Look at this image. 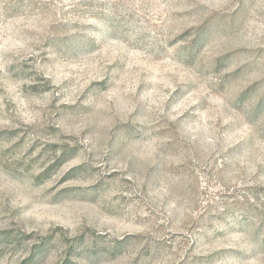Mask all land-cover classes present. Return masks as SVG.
<instances>
[{
	"label": "rangeland",
	"instance_id": "1",
	"mask_svg": "<svg viewBox=\"0 0 264 264\" xmlns=\"http://www.w3.org/2000/svg\"><path fill=\"white\" fill-rule=\"evenodd\" d=\"M0 264H264V0H0Z\"/></svg>",
	"mask_w": 264,
	"mask_h": 264
}]
</instances>
